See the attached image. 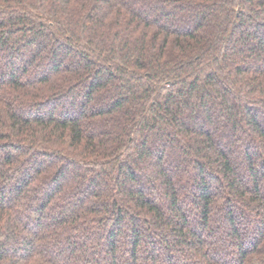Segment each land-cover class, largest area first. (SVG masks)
<instances>
[{"label":"trees","instance_id":"trees-1","mask_svg":"<svg viewBox=\"0 0 264 264\" xmlns=\"http://www.w3.org/2000/svg\"><path fill=\"white\" fill-rule=\"evenodd\" d=\"M0 264H264V0H0Z\"/></svg>","mask_w":264,"mask_h":264}]
</instances>
